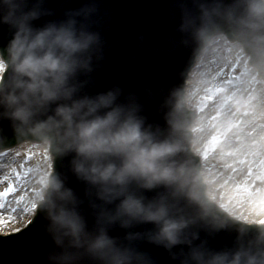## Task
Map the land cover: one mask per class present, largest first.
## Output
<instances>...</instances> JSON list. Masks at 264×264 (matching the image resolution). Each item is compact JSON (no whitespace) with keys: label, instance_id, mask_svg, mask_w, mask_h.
Returning <instances> with one entry per match:
<instances>
[{"label":"clouds","instance_id":"9594fccd","mask_svg":"<svg viewBox=\"0 0 264 264\" xmlns=\"http://www.w3.org/2000/svg\"><path fill=\"white\" fill-rule=\"evenodd\" d=\"M173 8L174 27L158 43L138 33L133 58L223 53L264 92V0ZM54 11L47 0H0V156L43 151L29 221L41 217L49 243L30 264H264V220L223 204L200 158L189 78L93 91L112 46L98 0L34 23ZM221 232L234 233L231 244L213 243Z\"/></svg>","mask_w":264,"mask_h":264},{"label":"bare ground","instance_id":"6f19581e","mask_svg":"<svg viewBox=\"0 0 264 264\" xmlns=\"http://www.w3.org/2000/svg\"><path fill=\"white\" fill-rule=\"evenodd\" d=\"M232 63L236 62L223 59V53L218 55L210 52L201 62L197 63L196 69L189 75L188 87L192 107L196 105L197 108L198 106L204 108L208 99L202 100L196 97L198 93L202 94L210 87L216 91L220 89L217 81L206 83V78L215 70L223 69L226 74L225 78L219 77L218 81L226 85L227 92L221 90L215 98L214 109L205 113V116L200 119L201 124L196 123L195 135L200 141L206 140L209 135L215 136L216 141L223 145L219 147L217 153L225 154V157L216 155L215 159L210 157L211 163L205 162L208 171L216 177L214 183H217V179L228 170L231 174L233 172L232 175L228 172L230 176L227 183L232 182L231 185H220L216 188L218 197L224 198L223 203L235 211L254 216L258 213L257 216L263 215L264 217V92L259 91L260 84L244 79L239 63L236 70L232 68ZM201 85H203L202 88ZM229 96L232 99H228ZM222 104L223 107H221ZM226 121L231 123L230 130L225 133L230 138L227 140L219 136V133L224 132L223 126ZM17 151L19 156H16L15 152L11 154V164H9V157L0 156V181L7 182L6 189L12 188L7 195L0 196V201L5 202L0 210L6 209L0 212H12L15 209L12 212L15 222H8L11 228H19L21 226L19 221L23 219L25 223L30 217V211L24 212L23 209L30 207L34 195L32 168L43 158V151L39 147H26L17 149ZM203 151L204 147H202L201 154ZM30 152L31 156H29ZM232 158L233 162L227 164ZM219 171L221 174H217ZM247 180L250 182L248 185L250 190L243 189L241 192L239 183L243 181L247 183ZM251 181L254 186L251 185ZM25 192H28L27 196ZM232 192H236V196L231 194Z\"/></svg>","mask_w":264,"mask_h":264},{"label":"water","instance_id":"95a60500","mask_svg":"<svg viewBox=\"0 0 264 264\" xmlns=\"http://www.w3.org/2000/svg\"><path fill=\"white\" fill-rule=\"evenodd\" d=\"M84 2L85 0H47V7L55 11L51 16L41 17L34 23L40 24L45 19L59 17L64 9L79 7ZM98 3L104 21L102 27L112 46L106 50L107 58L93 91L102 90L113 83H120L126 90H130L138 88L144 81H150L153 88L161 84L183 82L193 57L191 49L160 59L144 56L133 58L138 33H144L146 40L158 43L163 34L174 27L173 0H98ZM4 32L5 28L0 26V37H3ZM3 42L5 41L0 39V43ZM196 67L197 63H194L189 75ZM196 116L200 118V114L197 113ZM152 118L159 119L157 116ZM70 183L77 186L74 178L70 179ZM40 221L41 217L35 216L26 227L10 234L14 239L10 248L0 251V264H30L34 255L47 246L49 242L37 231ZM233 236L234 233L221 232L213 243L218 246L231 244ZM152 250L162 257L167 255L162 248L153 246Z\"/></svg>","mask_w":264,"mask_h":264},{"label":"rangeland","instance_id":"374dc122","mask_svg":"<svg viewBox=\"0 0 264 264\" xmlns=\"http://www.w3.org/2000/svg\"><path fill=\"white\" fill-rule=\"evenodd\" d=\"M213 58V57H212ZM214 59V58H213ZM233 65H235V66H233ZM232 68L233 69H238V63H232ZM219 77L220 78H225L226 77V74H225V71H223V69L222 70H215L211 75H209L206 79V83L207 82H209V81H211V82H218L219 84H220V91H216L214 88H212V87H210L209 88V90H207V91H205V92H203L202 94H201V92H199L198 93V95L196 96V97H199L200 99H202V100H206V99H208L207 100V103L205 104V107L204 108H202L201 106H198V108H197V106L195 105L193 108H195L196 107V110H197V113L198 114H200V118L197 120V122L198 123H202V121L200 120L202 117H204L205 116V113H207V112H209V110H213L214 108H213V104L215 103V98L218 96V94H220V92H221V90H224L225 92H227V87H226V85L223 83V82H220V81H218L219 80ZM203 83V82H202ZM202 86L203 85H201V88H202ZM262 87V86H261ZM200 88V89H201ZM199 89V90H200ZM211 97V98H210ZM210 98V99H209ZM252 105H254L253 103H252ZM205 111V112H204ZM211 113V112H210ZM211 121V120H210ZM196 122V123H197ZM206 146V147H205ZM208 146V147H207ZM221 146H223L219 141H215V142H213V136L212 135H209L207 138H206V140L205 139H202L201 141H200V147H201V150H202V147H204V151L202 152V154H201V156H202V159L205 161V162H210L211 163V161H212V159H210V157L211 158H213V159H215L216 158V155H220V156H222V157H225V154H221V153H217L218 151H219V147H221ZM205 151H207L208 152V155L207 156H205L204 155V152ZM214 151H216V152H214ZM231 158V157H230ZM217 160V159H216ZM233 162V158L232 159H229L228 160V162H227V164H231ZM238 164H240V162L238 163ZM229 170L226 172V173H224V174H222L218 179H217V183L216 184H218L219 186L221 185H231L232 184V182H230V184H228L227 182H229L228 181V179H229V173L231 174V172H229ZM217 174H221V171H219V172H217ZM232 174H233V172H232ZM231 174V175H232ZM243 180H245V179H243ZM249 183V184H248ZM6 184H7V182L5 181V180H2V181H0V191H5V189H6ZM248 185H250V182L247 180V183H246V181H243V182H240L239 183V187H240V191L242 192V190L243 189H248V190H250L249 189V186ZM251 185L252 186H254V183L251 181ZM218 186V187H219ZM27 194H28V192H25V195L27 196ZM231 194H234V196H236L235 194H236V192H232ZM220 199V201L223 203V200H224V198L223 197H221V198H219ZM227 199V198H226ZM6 200H8V198H6ZM1 201H3V200H1ZM0 201V203H2L3 205L5 204V202H1ZM223 204H225V203H223ZM227 206V205H226ZM1 209V208H0ZM4 210H6V209H3V210H0V211H4ZM261 211V210H260ZM257 214L258 213H255V215L257 216ZM21 215V214H20ZM19 215V216H20ZM263 216V215H262ZM261 215H259V216H257L259 219L261 218V219H264V217H262ZM19 223H23V219L21 220V221H19Z\"/></svg>","mask_w":264,"mask_h":264},{"label":"snow or ice","instance_id":"6c2138e0","mask_svg":"<svg viewBox=\"0 0 264 264\" xmlns=\"http://www.w3.org/2000/svg\"><path fill=\"white\" fill-rule=\"evenodd\" d=\"M233 66H235V65H233ZM217 91H220V89H217ZM228 99H232V97L229 96ZM221 107H223V104L221 105ZM217 115H219V113H217ZM223 127H224V132L219 133L220 138H223L226 140L230 139L229 137H227L225 135V133H227L230 130L231 123L226 121L224 123ZM216 139H217V137L214 136L213 142H215ZM236 139H240V137H236ZM31 155H32V153L30 152L29 156H31ZM204 155L207 156L208 152L205 151ZM11 191H12V188L9 187V188L5 189L4 193H0V196L7 195V193L11 192ZM3 207H4V205L2 203H0V208H3ZM29 210H30V207H26L23 209L24 212H28ZM14 211H15V209L12 210V212H14ZM12 212H8V211L0 212V251L6 250V249L11 247L12 241L14 238H12L10 236V233L20 231V228H11L8 226L9 221L15 222V216L12 214ZM27 223H31V221H28ZM23 226H26V224L22 225V227Z\"/></svg>","mask_w":264,"mask_h":264}]
</instances>
